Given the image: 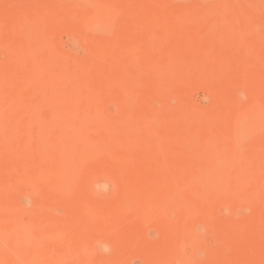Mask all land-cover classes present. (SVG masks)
Returning <instances> with one entry per match:
<instances>
[{
	"label": "rangeland",
	"instance_id": "obj_1",
	"mask_svg": "<svg viewBox=\"0 0 264 264\" xmlns=\"http://www.w3.org/2000/svg\"><path fill=\"white\" fill-rule=\"evenodd\" d=\"M0 264H264V0H0Z\"/></svg>",
	"mask_w": 264,
	"mask_h": 264
}]
</instances>
